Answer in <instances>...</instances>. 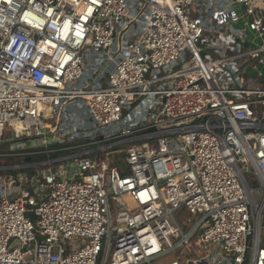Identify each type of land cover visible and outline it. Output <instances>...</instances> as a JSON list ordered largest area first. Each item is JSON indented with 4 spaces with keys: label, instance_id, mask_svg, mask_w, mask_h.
I'll return each mask as SVG.
<instances>
[{
    "label": "built area",
    "instance_id": "1",
    "mask_svg": "<svg viewBox=\"0 0 264 264\" xmlns=\"http://www.w3.org/2000/svg\"><path fill=\"white\" fill-rule=\"evenodd\" d=\"M249 33L264 37L256 0H0V142L10 127L37 153L88 147L0 166V264L177 249L191 257L167 264H264V43ZM200 244L216 257H193Z\"/></svg>",
    "mask_w": 264,
    "mask_h": 264
},
{
    "label": "rangeland",
    "instance_id": "2",
    "mask_svg": "<svg viewBox=\"0 0 264 264\" xmlns=\"http://www.w3.org/2000/svg\"><path fill=\"white\" fill-rule=\"evenodd\" d=\"M256 1H258L259 2V4L262 6V0H256ZM234 9L238 12V13H242L243 11H242V7L240 6V5H235L234 6ZM243 26V23H241L240 25H239V27H242ZM252 35V33L250 34V36ZM251 39H253L252 37H251ZM255 42V41H254ZM262 43H264V41H261V40H259V42H258V45L260 46ZM259 72H260V69L258 70V71H256V72H254L253 73V75L256 77V78H259ZM264 79V78H263ZM254 87H252V88H257V86H255V85H253ZM259 88L260 89H264V87H262L261 85H259ZM27 141H30V139L29 138H27V137H24V138H22V139H19V140H16V139H14V136H13V132H12V129L10 128V127H7L6 128V134H5V137H4V140L3 141H1L0 143H4V144H0V152H3V153H5V152H11V153H13L14 152V150H16V148H18V150H21V151H24V150H36V149H40V148H44V147H42V146H39V147H37V148H35V149H31V148H33L32 147V145L34 144V143H31V145L30 144H28L27 143ZM83 141H85V140H83ZM86 143V141L85 142H79V141H77V140H75V141H70L69 140V138L67 137V136H64V137H62V142H61V144L59 145V147H61V148H69V147H72V146H76V145H83V144H85ZM21 146H25L24 148H21ZM36 146V145H35ZM95 146H97V145H95ZM52 147H57V145H53ZM85 148H88V147H83V148H78V149H69L68 151L70 152L69 154H72V153H75V152H79V151H82L83 149H85ZM114 151H116V154L117 155H119V156H122V155H124V153H122L123 151H124V149H125V146H122V147H113L112 148ZM122 151V152H121ZM24 152H26V151H24ZM121 152V153H120ZM4 166V165H3ZM21 173H23V174H25V173H32V172H27V171H21ZM17 174H19V173H17ZM248 179H249V181H250V183H251V185L253 186V187H258L259 186V182H258V180L254 177V175H248ZM256 199H257V201H259V196H258V194H257V196H256ZM199 217H200V215L199 216H196V217H193V216H184L183 217V220H185V221H190L191 223H193L195 220H198L199 219ZM263 223H264V215H263ZM263 244H264V233H263ZM200 246L201 247H203V248H206V249H208L209 250V255H210V257H212V258H214V257H216V252H218V249H216V248H214L213 246H211V245H207V244H200ZM195 252V251H194ZM193 252V254L192 255H194L193 257H196L197 255H199L200 253L198 252L197 253V251L194 253ZM215 252V253H214ZM214 253V254H213ZM213 254V255H212ZM191 254H189V253H187V252H183V251H181V250H176V251H173V252H170L169 254H167V255H165L164 257H162L161 259H160V264H167V263H170L171 261H173V260H176L177 259V257H181V256H187V257H191L190 256ZM110 257H111V255H109V260H110ZM209 259V258H208ZM185 262L183 261L182 262V264H184Z\"/></svg>",
    "mask_w": 264,
    "mask_h": 264
},
{
    "label": "trees",
    "instance_id": "3",
    "mask_svg": "<svg viewBox=\"0 0 264 264\" xmlns=\"http://www.w3.org/2000/svg\"><path fill=\"white\" fill-rule=\"evenodd\" d=\"M4 144V143H0ZM45 150L44 148L36 149V150H30L27 151L28 153L32 154H27L23 156H17V155H12L11 152H0V166L6 165V166H16V165H30V164H35L38 162H43L48 160L49 158H57L66 154H69V151H63L60 153L53 154L51 156L47 155L46 153H37L38 151H43ZM125 161H124V156H117L115 158V165L119 166H124ZM27 172H33L32 169H27L23 170ZM6 172H1L0 174H4ZM14 173V172H13ZM124 174L126 172H123ZM16 174V173H15Z\"/></svg>",
    "mask_w": 264,
    "mask_h": 264
},
{
    "label": "crops",
    "instance_id": "4",
    "mask_svg": "<svg viewBox=\"0 0 264 264\" xmlns=\"http://www.w3.org/2000/svg\"><path fill=\"white\" fill-rule=\"evenodd\" d=\"M263 3V2H262ZM260 5V4H259ZM261 6V5H260ZM262 8H264V3L262 4V6H261ZM250 34L251 33H249V37H248V40L250 41V43H251V45L253 46V47H260L259 45H258V42H259V40H261V41H264V37L263 38H261L258 34H255V33H252V35L250 36ZM251 37L253 38V39H251ZM255 41V42H254ZM263 62H262V64L260 65V72H259V75H260V77H261V81L259 80L258 81V83H254V82H252V86L253 85H255V86H257V87H259V85H261L262 87H264V55H263Z\"/></svg>",
    "mask_w": 264,
    "mask_h": 264
},
{
    "label": "bare ground",
    "instance_id": "5",
    "mask_svg": "<svg viewBox=\"0 0 264 264\" xmlns=\"http://www.w3.org/2000/svg\"><path fill=\"white\" fill-rule=\"evenodd\" d=\"M197 246V251L201 254V255H203L204 254V251H203V249L201 248V246H198V245H196Z\"/></svg>",
    "mask_w": 264,
    "mask_h": 264
}]
</instances>
